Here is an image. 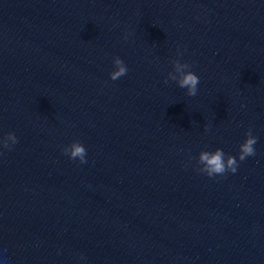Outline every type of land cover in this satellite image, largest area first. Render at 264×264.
<instances>
[{
    "label": "water",
    "instance_id": "95a60500",
    "mask_svg": "<svg viewBox=\"0 0 264 264\" xmlns=\"http://www.w3.org/2000/svg\"><path fill=\"white\" fill-rule=\"evenodd\" d=\"M173 59L195 96L165 83ZM249 127L236 173L196 170ZM9 131L3 264H264V0H0ZM77 140L83 164L63 152Z\"/></svg>",
    "mask_w": 264,
    "mask_h": 264
},
{
    "label": "clouds",
    "instance_id": "9594fccd",
    "mask_svg": "<svg viewBox=\"0 0 264 264\" xmlns=\"http://www.w3.org/2000/svg\"><path fill=\"white\" fill-rule=\"evenodd\" d=\"M128 33L124 34V39H128ZM182 51L177 47L176 56H182ZM113 70L109 73L112 80H116L128 72V66L120 56H115L112 60ZM173 70L165 77V83L169 80L175 81L176 84L186 90L187 96H195L198 92L200 76L192 70V65L181 59H173ZM208 126L205 125V130ZM18 141V137L12 131L0 137V148H11ZM258 137L253 134L251 127L244 134V139L239 144L236 155L227 153L221 147L215 149H202L197 157L199 167L196 168L209 177L216 175H224L227 172L236 173L241 161L247 157L256 155V147ZM63 152L68 155L69 159H77L81 164L87 162V149L80 141H72L70 146H66ZM80 259H84L83 254H80ZM3 264V260H0Z\"/></svg>",
    "mask_w": 264,
    "mask_h": 264
}]
</instances>
